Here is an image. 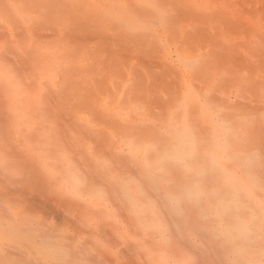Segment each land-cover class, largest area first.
I'll return each instance as SVG.
<instances>
[{"label":"bare ground","instance_id":"6f19581e","mask_svg":"<svg viewBox=\"0 0 264 264\" xmlns=\"http://www.w3.org/2000/svg\"><path fill=\"white\" fill-rule=\"evenodd\" d=\"M61 5L62 4H60V6ZM103 5L105 6L103 7V13L106 14L105 17L112 19L117 25L126 28L131 33L135 31L132 34V39L135 38L139 41L142 39L143 34L145 36L146 33L148 34L150 31L153 32V29L146 25L141 18L136 16L134 11L123 9L124 7L122 4L107 2ZM46 6L48 7L50 5L47 4ZM127 6L130 8L128 4ZM141 6L145 11H151L150 13L154 16L151 14L152 17L150 18L152 19L154 17V21H157L156 19L159 14L157 11H154L156 9L150 7V3H143ZM51 11L53 12L54 10ZM6 12H3L5 16L8 14V12L7 14ZM43 12L38 13H41V15L45 14V12ZM54 12L58 11L56 10ZM62 12L64 14V11ZM62 12L59 15L56 13L57 16L62 18ZM66 12L67 11H65V14ZM46 13L49 14L51 12L49 11L48 13L47 11ZM13 14L14 11H12L11 15ZM8 16L7 20L9 18ZM13 16L16 21H13V18H10L9 21L15 23L17 21H23V19L28 17H15V14ZM43 16L44 15H42V17ZM45 16L47 15L45 14ZM147 16L145 15L146 18ZM50 18H52L51 15ZM50 18L48 16L47 21H49ZM45 19L46 17L44 20ZM39 20L41 19L37 21ZM51 20L53 23L55 18ZM31 21L35 23L34 19ZM62 21L60 20L61 23ZM39 22L43 23L41 21ZM78 22L77 27H79ZM82 22L83 21H80V23ZM46 24H44V26ZM73 25L74 27L76 26L74 23ZM82 26L84 27V24ZM82 26L81 30H84ZM41 27L43 28V25ZM41 27L40 29H42ZM46 27L47 26L44 28ZM49 27L52 28V25H49ZM77 27L74 29L70 28L73 32L77 30L81 33V30H79L80 28ZM54 29L57 34L56 28ZM54 29L52 30L54 31ZM71 29L68 28L66 31L69 32ZM163 29H165V27ZM120 30L123 29L120 28ZM73 32H69V34L65 32L67 35H62L70 37V33ZM88 33L90 34L89 30ZM23 35L24 40L28 39L25 34ZM149 35L152 34L150 33ZM126 37H128V35L125 36V38ZM69 42L71 41L69 40ZM154 48L153 46L152 49ZM71 53L73 55L75 54L72 51ZM232 53L231 56L233 55ZM69 54L70 53H68V56ZM13 55L16 56V54ZM38 55L41 56L40 54ZM73 55L70 56L74 57ZM76 55L77 54H75V56ZM37 58L38 57H36V59ZM16 60H19V58H16ZM105 60L106 59H104V61ZM114 60L113 58V61ZM36 61L39 62L38 60ZM218 61L219 60H217V62ZM183 62L185 61L183 60ZM196 62L197 60L195 63ZM198 64L200 65V63ZM173 66H175L174 69H179V66L175 64H173ZM195 66L193 65V67ZM203 66L204 64L201 67ZM69 67L70 69L73 68H71L70 65L66 70H70ZM199 67L200 66H198V68ZM196 69L197 68L192 69V74ZM200 69L202 70L203 68ZM209 71H212V69H209ZM232 71H230V73H233L234 76L236 71ZM117 72L119 73V71ZM135 72L138 73L136 70ZM214 72L211 73L212 76ZM227 72L225 73L229 74V71ZM4 76L5 74L1 75V81H3V85L7 88L3 93L1 92V94H3L2 100L7 103L6 111L7 106H9L10 114H4L3 106L0 105V111L3 113V115H0V264H264V178L262 176L264 171L261 173L260 169L262 168V163L264 164V160H261L263 156L261 157L260 155H264V151L261 150L258 154L255 148H250V146H248L246 150H243V147L238 145L240 142H237V135H239L241 131V126H235V122L234 124L226 122L224 124H226L227 128L224 135L222 134L221 137H215L210 133L208 136L206 132L209 131L205 130V135L208 136L205 137L199 132L202 126L197 129L192 122L187 123L184 121L188 118L187 115H182L181 118L183 122L181 121L179 125L180 129L177 130V132L174 130L170 131V134L165 135L167 139H163L165 133L160 135L162 138L157 136L160 133L156 134L158 138L155 137L152 131L155 128L153 126V129L151 127L152 125L147 127L148 129L152 128V130L149 129L150 133L145 131L147 128H143L145 132L141 130V133L143 132L141 135L144 136L145 133L151 134L152 131V135L154 134L153 138L156 140H152L153 143H147V140H149L147 138H150L151 135L149 137V135L145 134L147 138H140V130L137 132L138 134L134 133L135 125L133 123V131H130L133 135L132 133H130V135L127 132L132 130V125L129 123L131 129L128 128L127 130L126 126L128 124L124 125L121 123L120 126L122 127L124 125L128 135L126 134L125 137L123 133L125 132L124 128L115 127L117 130L119 129V133H122L121 136L123 137L124 135L125 137L124 140H121L119 149H116L115 142L113 147L110 145L113 141L108 143L110 139H106V143H102V141L104 142L105 138L108 137L107 132L105 133L103 128L99 130L101 134L98 133L102 135L103 131L105 136L107 135L106 137L103 135L104 140L102 138L101 140L100 137H98L99 135L96 136L94 134L96 132L95 129V131L92 129L94 132L91 137L92 131L89 129L91 133L89 132L90 135L87 134L89 135L88 138L91 137L92 140H95L94 143H98L99 140L96 141L95 139L98 137L102 143L100 144L99 141V146L97 147L93 142L92 145V143L83 140L84 133L78 138L77 133L79 134L81 132V130L79 131V126H81L82 130L85 132V128L82 127L81 123L78 126V132H75L77 136H75V134L70 136L68 132L70 128L69 125H67V134L62 138V136H57L55 131L49 129L50 124H46V121H35L34 119L28 121V117L24 113L25 106L23 102L26 98L24 92L16 86L13 87L9 78ZM228 76L229 75H224L223 77H225V79L227 77L226 80H229L232 76L231 74L229 78ZM178 77H180V73ZM218 77L221 79L220 77L222 76ZM68 78L69 77H63L62 79H73ZM140 78L138 80H140ZM21 79H23V77H21ZM219 79H216L217 81L215 80L214 82V87L217 86L215 89H218V85H216L218 83H222L220 84L221 86L224 84V86L227 87L230 82L231 85L233 77L229 80L228 85H225V79V81L222 79L224 82H219ZM45 80L48 85L52 86L50 77H45ZM76 80L77 79H75V81ZM173 80L171 79L172 83L176 81L173 82ZM249 80L253 81L252 78ZM257 80L259 83L263 82V79L262 81L256 79V82H258ZM64 81L62 85L69 83V86H73L70 80L68 83ZM251 81L248 82L253 85L255 80L253 83H251ZM164 82H162V86ZM142 83L145 84L144 82ZM153 83H155V81ZM234 83L236 86V82ZM261 84L263 85V83L259 85ZM220 85L219 88L221 87ZM151 86H149V88ZM171 86L172 85L168 87ZM134 87L137 89L136 97H138V90H140L142 86L139 89L138 84ZM251 87L250 85L249 88ZM259 87L256 86L254 88L259 89ZM262 87H264V85L261 86V88ZM26 88H28V84ZM69 89L70 87L67 90ZM241 89L239 90V94L242 93ZM247 89L245 90L246 93ZM251 89L248 91L250 92ZM255 89L251 90V96L253 94L256 96V93L260 94V91H255ZM65 90L66 89H61L64 96L67 93V90ZM140 91H142V89ZM253 91H255V93H253ZM54 93H56L59 98L63 95H60L59 89L55 90ZM73 93H67L66 96L68 97ZM56 94L53 98L57 97ZM244 94H241L242 96L240 95L242 100L250 97H247L248 95L243 97ZM171 95H173V93H171ZM262 95L263 91L261 97H263ZM64 96L62 97L64 98ZM255 96L254 98L252 96V98L256 99L257 96L260 97V95ZM155 97L157 96L155 95ZM179 98L180 96L177 97V99ZM258 98L257 100L259 101L260 99ZM57 99L54 100L57 102L59 100ZM137 99L136 101L133 99L135 104L138 101H142H137ZM213 99L212 97L211 102L214 104L216 101H213ZM126 100H122V104L120 103L123 105L124 109L125 105L123 102L127 104ZM208 100L210 101V99ZM225 100L227 101V99ZM226 101L221 103L225 106L227 104ZM258 101H256V103ZM130 102H132V100ZM130 102L128 103L129 105H131ZM145 102L146 101H142V103ZM259 102L262 104L261 100ZM221 103L219 104L223 105ZM236 103L234 105L232 104L233 106L231 105L232 108L236 106ZM70 105L73 107L72 104ZM195 106L189 107L188 105L189 108ZM237 106L242 107L243 104H237ZM263 106L261 108L264 109ZM92 107L90 106L91 109ZM129 107L130 106L127 108L129 109ZM64 108H68V106H64ZM228 108H230V105ZM249 109H245L246 111H250L249 114L252 113L251 111L254 113L258 112L251 108ZM191 110L192 109H190V111ZM197 111L196 109L195 112ZM233 111H236L235 107ZM246 111H243L245 112L243 114H248ZM260 111H262V109ZM92 112L91 116L96 117L97 113L94 111L95 115H92ZM96 112L99 113L98 109ZM103 112L104 110L102 114ZM262 112H264V110ZM104 113L109 117L107 112ZM194 113L193 116H195ZM234 113L237 115L236 112ZM176 114L178 115V113ZM227 114H223L225 118L229 117V115L231 117L232 113H229L226 117ZM73 115H71V119H73L71 120L72 122L76 120ZM106 115H102L103 119ZM196 115V119L190 115L189 119L197 120L199 113H196ZM102 116L99 117V120L102 119ZM107 116L103 120H106V122H104L106 125L108 123L106 119L108 118ZM221 117L224 119V116L221 115ZM255 118L254 121L256 120ZM257 118L260 120L259 123L262 124V117L259 118L258 116ZM109 119L108 121L112 118ZM131 119L133 118L131 117ZM114 120L115 118L112 119L113 122ZM71 121L69 123H71ZM101 121L98 122L101 123ZM112 121L109 122L112 129L114 128L112 126H119L118 121L115 120V123L118 122L117 125L115 123H112V125ZM199 121L200 120H198V122ZM260 124L259 126H261ZM75 125H78V123ZM142 126L145 127L147 125H140V129ZM245 128L249 130V127L247 128L245 126ZM116 129L113 130L116 131ZM136 129L139 128L136 127ZM207 129L210 130V128ZM255 129L254 130L257 131L258 128L256 127ZM86 130L88 132V129ZM251 130L253 131V128ZM262 130H264V128ZM156 132L158 131H155V133ZM262 132L264 133V131ZM249 133H251L250 130ZM115 135L116 141L119 142V138L117 140V134ZM260 135L257 136L258 138H256L255 135V138L259 140ZM251 137L249 136L247 138L253 140V132ZM262 141L259 143H262ZM255 143H257V141ZM105 144H107L108 147H106ZM143 144L145 146V152L140 154L138 147ZM100 145H104L106 148L103 146L100 147ZM126 145L130 147L126 148ZM108 150H111V152Z\"/></svg>","mask_w":264,"mask_h":264},{"label":"rangeland","instance_id":"374dc122","mask_svg":"<svg viewBox=\"0 0 264 264\" xmlns=\"http://www.w3.org/2000/svg\"><path fill=\"white\" fill-rule=\"evenodd\" d=\"M107 2L109 3L117 2L122 4V6L124 7L123 9L134 11L136 16L141 18L146 25L150 26L153 29V32L150 31L148 32V34L146 33L145 36L143 34L142 39H140L139 41L135 38L132 39L131 38L133 37L132 34L135 31L131 33L126 28L117 25V23L114 22L112 19L105 17L106 14L103 13V7L105 6L103 4H106ZM126 3L132 9H130ZM143 3H150V7L156 9L154 11H157V13L159 14L158 18L156 19L157 21H154V17L152 19L150 18L152 17L151 16L152 13H150L151 11L149 10L145 11L144 9H142L143 7L141 6V4ZM47 4H49L50 6L47 7L46 6ZM60 4H62L63 6L62 5L60 6ZM46 10L48 11V13L49 11L51 13L47 14ZM51 10L54 11L57 10L58 12H54V11L52 12ZM59 10L64 11V14L62 11ZM6 11L8 12V14ZM12 11H14L15 17L16 16H25V17L28 16V17L23 19V21H17L16 24L15 22H13L16 20H14L15 19L13 16L14 14L11 15ZM43 11L47 16H45V14H42L44 15L42 17L41 13H38ZM65 11H67L66 14ZM3 12H6L7 15L5 16V13L3 14ZM61 12L63 14L61 15L62 18L57 16V14L59 15L61 14ZM8 15H11L12 17ZM50 15L52 18H50ZM145 15L149 16V17L147 16L148 19L145 17ZM7 16L9 17L8 20H7ZM48 16L50 18L49 21H47ZM45 17L46 19L44 20ZM10 18H13V21L10 22L9 21ZM53 18H55V20H53L52 23L51 19ZM33 19L35 20V23L31 21ZM38 19H41L39 21L43 23L37 21ZM60 20L61 21L63 20L62 23L60 22ZM80 21L84 22V23L82 22L84 24V27L82 26L83 24L80 23ZM77 22L79 23V27H77L78 26ZM166 22L168 23L167 27H166L167 24ZM73 23L77 25L74 27ZM44 24H46L45 25L47 26L46 28H44L45 27ZM42 25L43 28L41 27ZM49 25H52V28H50L51 26L49 27ZM80 25L84 28V30H81ZM85 26L88 27L86 28ZM163 26L167 30L163 29L164 28ZM40 27L44 30L40 29ZM70 27L73 29L76 27L80 28L79 30H81V33L76 29H75L76 33L73 32ZM54 28H56L57 34L55 33ZM68 28L71 29V31L69 30V32H73L76 35L70 33V37L66 36L67 35L66 33L69 34V32L66 31L68 30ZM120 28L123 30H120ZM52 29H54V31ZM88 30L90 34L88 33ZM150 33L152 35H149ZM23 34H25L26 38L28 39L25 38L26 40H24ZM62 34H66V35L63 36ZM126 34L128 35V37L125 38V36H127ZM69 40L71 42H69ZM76 46L78 47V49ZM153 46L155 47L154 49H152ZM66 50L69 52H67ZM5 51L8 52L6 53ZM71 51L77 55L76 56L75 54L73 55ZM68 53H70L69 56ZM231 53L233 54L232 56ZM13 54H16V56ZM38 54H40L41 56H39ZM70 55L71 56L73 55L74 57H71ZM0 56H2V60H4L2 61V64L0 63V65L2 66V67L0 66L1 70H9V71L15 70V72L20 77L21 82H23L24 85L23 88L26 89L28 93H30L31 90L32 94H34L35 101L37 104H39L37 110L38 114L40 109V103H45V102L53 103L52 109L51 110L48 109V114L51 115L52 113L54 120V122L49 123L50 124L49 129L55 131V134L57 133L56 135L62 136V138L64 137V135L67 134V127H66L67 125H69L70 128L68 131L70 136H73L75 132L76 133L78 132L77 129L79 124L81 123L82 127L85 128V132L84 130H82L81 126H79L80 127L79 131L81 130V132L79 134L77 133L78 138L81 137V135L84 133L83 135L85 137L83 136L84 138L83 140L84 141L86 140L90 143L92 142L94 143L95 140H92L91 138L93 132L96 130L97 133L95 132L94 134L98 136L100 133L99 130L103 128V131L105 130V133L107 132L108 137L105 138L104 140L103 137L105 136V134L102 131V135L98 136L100 137V139L102 138L104 140V142L102 141V143H106V141L110 139L108 143H110V141H113V143L112 142L110 143V145L113 147L115 142L116 149H119L121 140L122 139L124 140L127 133L128 134L132 133L130 131H133V124H134L135 125L134 133H137L140 130L139 135L141 136L140 138L143 139L147 138L146 135H149V137L151 135L150 137L151 139L147 138L149 140L147 139L146 140L147 143H153L152 140H154L153 138L154 134L155 137L159 136V138H162L160 137V135L161 134L163 135V133H165L163 135L164 136L163 139H167L165 135L170 134V131L174 130L175 132H177V130L180 129L179 125L181 124L182 121L181 116L187 115L188 118L185 119L184 121H186L187 123L192 122L197 129H199L200 126H202L201 129H199V132H201L202 136L205 137H208L210 133L215 137L216 136L221 137L222 134L224 135V132L227 128L226 124L224 123L229 122L234 124L235 122L234 124L235 126H241V131L239 135H237L238 136L237 142L238 143L240 142L238 145L242 146L243 150H246L248 146H250V148H255L258 154L261 150L264 151V149H261L264 148V142H263L264 133L262 132L264 131L262 130L264 128V112H262L264 109L261 108L264 104V90H263L264 87L261 88V86L264 85V0H0ZM36 57L38 58L36 59ZM220 57L222 58V60ZM16 58H19V60H16ZM113 58L115 59L114 61ZM104 59L106 60L104 61ZM182 59L187 63L183 62ZM216 59L219 60L220 62L219 61L217 62ZM36 60H38L39 62H37ZM196 60L197 62L195 63ZM69 63L71 65V68L72 67L73 68L70 69L69 67L70 70L67 69L68 70L67 71L66 68L70 66ZM198 63H200V65ZM173 64L179 66V69L177 70L174 69L175 66H173ZM203 64L204 66L201 67ZM193 65L194 66L196 65L197 67L196 66L193 67ZM198 66L200 67L198 68ZM229 66L232 68V70L234 68V70L232 71ZM193 68H197L196 70H194L196 74L194 72L192 74ZM200 68L203 69L201 70ZM209 69H212V71H209ZM65 70L68 73H66ZM135 70L138 73H141L142 75L136 73ZM215 70L218 72H216ZM71 71L73 74L71 73ZM117 71H119V73ZM178 71L180 73V77H178L179 75ZM227 71H229V74L225 73ZM230 71L232 72L236 71L234 73V76L233 73H230ZM213 72L214 75L212 76L211 73ZM223 74L229 76L231 74V76L233 77L232 82L233 81L236 82V86L234 82L233 83L231 82L230 85L229 80L232 77L229 78L228 76L229 80H226L227 77L225 79V77H223L224 76ZM218 76H222L223 78L220 77L221 79H219ZM21 77H23V79H21ZM45 77H50L51 79L50 83L52 84V86L46 83ZM61 77L73 78L74 81L73 79L71 80L68 78L73 86L72 87L69 86L70 85L68 83L69 80L62 79ZM139 78L140 80H138ZM251 78L253 81L255 80L256 84L253 83V81L249 80ZM75 79L78 80V83L77 80L75 81ZM171 79L172 80L174 79L173 82L175 80L176 81L172 83ZM216 79L217 80L219 79V82L225 79L227 81V84L225 80H224L225 82L224 81L223 82L225 83V85H228L229 82V86L226 87L224 86V84L221 86L220 84L222 83L217 82L218 84L216 83L215 84L218 85V89H215L217 88V86L214 87V82ZM256 79H259L261 81L263 79V82H260L263 83V85L262 84L259 85L260 83L258 80H257L258 82H256ZM18 80H15V82H18ZM64 80L67 81L68 83L66 84L67 86L62 85L64 84L63 83ZM100 80L101 81L104 80V81L101 82ZM72 81L74 82V84ZM154 81L155 83L156 82L157 83L156 84L153 83ZM248 81H251L253 85L249 84ZM142 82H144L145 84H143ZM162 82H164L163 86L161 85ZM194 83L197 89L194 86ZM27 84H28V88H26ZM137 84L139 86L138 89L142 86L140 88V90L142 89V91L138 90L139 91L138 97H136L137 89L134 87L137 86ZM243 84L245 85L246 88L244 87ZM254 84L257 87L260 86L259 89L258 88L255 89L254 87L256 86ZM151 85H153L154 87ZM170 85L172 86L168 87ZM219 85L221 86L220 88H222L223 86L224 87L220 89ZM250 85L253 87V88L251 87L253 90L255 89V91L256 90L260 91V94L256 93V96L260 95L261 97L263 91V95H262L263 97L260 98L259 96H257V98L259 97L258 99L261 100L262 104L259 102L260 100L259 101L257 100V98L253 99L255 94L252 95L253 96L252 98L251 96L252 89L249 88ZM143 86L146 88H144ZM149 86L151 87L149 88ZM69 87L70 89L67 90ZM133 87L136 90L134 89L132 90ZM247 88L251 89L250 92L248 91L249 89ZM58 89H59V93H61L60 95L64 93L63 90L62 93L61 89H66L67 93L69 94L73 93L74 91L75 94L73 93L74 95L72 94L67 97L66 96L67 93H66L65 96L64 94L62 95L64 96V98L62 96H60L59 98V96H57L58 91L57 94L54 93V91ZM240 89L242 90L241 94L245 93L243 97L244 96L246 97V95H248L247 97L250 96L251 98L250 97L246 99L243 98L244 100H242L241 97L242 95L239 94ZM246 89H247V93L245 91ZM150 90L152 91V94ZM52 91L54 94L52 93ZM170 91L171 93H173V95H171ZM255 91H253V93H255ZM1 92L3 93L2 85L0 84V100H1L0 105L6 107L7 103L2 100L3 94H1ZM55 94L57 97L53 98ZM155 95L157 97H155ZM179 96L180 98L177 99V97ZM61 97L66 101H64ZM122 97L125 99H123ZM141 97L143 99L145 97V99L143 100ZM212 97L214 98L213 101L215 100L216 103L218 104L226 101L225 99H227L226 101L227 104L224 106L223 103H221L223 105L220 104L218 105L214 103L216 105L215 106L213 102H211ZM54 99H57L58 101L56 102V100ZM133 99L135 101L137 99V101L142 100L146 102L142 103V101H138L135 104L134 103L135 101ZM208 99H210V101ZM122 100L127 101V104L123 102L125 105V109L123 105H121ZM131 100L132 102H130ZM151 100H153L155 103ZM256 101H258L259 104L258 102L256 103ZM129 102L131 105L128 104ZM157 102L159 103V105ZM235 103L236 106L237 104H243V106L242 107L237 106V108L236 106H234L236 111H233L234 107L232 108V106ZM70 104H72L73 107ZM89 105L91 107L93 106L95 109L92 107L93 109L92 110ZM188 105L189 107L195 105L197 106L193 108H189ZM227 105L228 107L230 105V108H228ZM64 106L65 107L68 106V108H64ZM128 106H130L129 109L127 108ZM247 106L252 110L258 112L262 109V111H260L262 113L260 112L254 113L253 111H251L252 113L249 114L250 109ZM96 107L99 113L96 112L97 111ZM190 109H192L191 111L193 113L196 111V109L198 110L197 112L194 113L196 117H197L196 113L197 114L199 113L197 120H194L196 118L195 116H193V113L190 111ZM245 109L246 110L249 109V110L246 111ZM103 110L104 112H107L109 117L104 112L102 114ZM240 110L248 112L250 116L248 114H243L245 112ZM94 111L95 113H97L96 117L91 116V112L92 115H95ZM151 111L153 114L151 113ZM187 112L190 116L194 117V119H189V115L187 114ZM234 112H236L237 115ZM3 113L6 114V111H3ZM3 113L2 111H0V115H3ZM176 113H178V115ZM220 113L222 116H224V119L226 120H224L223 117H221ZM227 113L228 114L232 113L233 115L231 114V117L229 115L230 117L229 118L227 117L228 116ZM101 114L102 115L105 114L108 117L106 118L108 122L107 125L104 123L106 122V120L103 121L106 116H104L103 119V116ZM223 114H227L226 115L227 118H225V115ZM71 115H73V117H75L74 119H76L74 120V122L71 121L73 120L71 119ZM100 116H102L101 117L102 119L99 120ZM256 116L257 117L259 116V118L262 117L261 118L262 124L259 123L260 120ZM131 117L133 119H131ZM109 118L110 119L115 118V120L119 122L118 124L119 126L121 123L124 125L128 124L126 126L127 130L128 128H130L129 127V123H130V125H132V130H129V132L126 133V128L124 127V125L122 127L112 126L114 127L113 128L114 130L117 127L122 129L124 128L125 132L123 133L125 137L124 135L122 137L121 136L122 133L118 132L119 129L118 130L116 129V131H114L111 128L109 122L112 121V119L110 120ZM254 118L256 119L255 120L256 123L254 121ZM108 119L110 121H108ZM69 120L71 121L72 124L69 123L70 122ZM97 120L98 121L102 120V121L101 123H99ZM115 120L114 122L112 121L111 124L115 123ZM198 120H200L199 121L200 123L198 122ZM74 123L75 124L78 123V125H75ZM117 123L115 124L117 125ZM195 123L196 124L198 123L200 125L197 124L198 125L197 127ZM259 124L261 126H259ZM137 125L139 126L147 125V126L145 127L142 126L140 129V127ZM150 125H152L151 126L152 128L154 126L155 129L154 128L153 129L158 132L155 133V131L152 130V128H149L153 131L154 134L152 135V131L151 134H148L150 132L147 127H150ZM254 125L258 128L257 131H255L256 127ZM245 126L247 128L249 127L251 133H249V130L246 129ZM136 127H138L139 129H136ZM143 128L145 129L147 128V130L145 131H148V133H145L146 135L144 134V136L146 137L141 135L143 134V132L141 133V130L144 131ZM207 128H210L211 131L208 130ZM252 128L253 131L251 130ZM86 129H88V132ZM89 129L92 131L91 137H89L90 139L88 138V136L91 133ZM92 129L95 130L93 131ZM205 130L209 132H206ZM204 131L208 136L205 135ZM252 132L254 138L253 140L252 139L251 140L254 143V145L256 144L259 147L261 146L260 148L256 145L255 147L252 142L250 143L251 141L249 140L250 138H247L249 136L251 137ZM115 134H117V140L119 138L118 140L119 142L116 141ZM156 134L159 135L156 136ZM77 135L75 134V136ZM255 135L256 138H258L257 136L260 135L259 140L255 138ZM98 137L95 138L96 141L97 140L100 141ZM256 141L257 143H255ZM261 141L262 143H259ZM98 143L95 142L94 144H96V146L98 147L99 146ZM102 143L100 141V144ZM105 145L106 147H108L107 144ZM102 146L105 147L104 145ZM102 146L100 145V147ZM125 147L129 148L130 146L126 145ZM138 149L140 154L145 152L144 144L138 147ZM108 151L111 152V150ZM260 156L264 157V155H260ZM263 157L261 158L262 161L264 160ZM261 167L262 168L260 169L262 173L264 171L263 163ZM263 174L262 176L264 178Z\"/></svg>","mask_w":264,"mask_h":264},{"label":"crops","instance_id":"0c3cea01","mask_svg":"<svg viewBox=\"0 0 264 264\" xmlns=\"http://www.w3.org/2000/svg\"><path fill=\"white\" fill-rule=\"evenodd\" d=\"M2 56H0V63L2 64ZM1 66V65H0ZM2 67V66H1ZM0 67V84L2 85V91H5V89L7 88L5 85H3V81H1V75L5 74L6 77L9 78V81L12 83V86H16L18 87L21 91L24 92L25 94V99L23 102V105L25 106V115L28 117V121L31 120H35V121H46L45 123L48 124L50 122H54L53 120V116L52 113L51 115L48 114V109L51 110L53 107V103L52 102H45V103H40V109H39V114L37 113L38 110V106L39 104L36 103L35 101V97L34 94H32L31 90L30 93H28L26 91V89H24V85L23 83L20 81V79L18 80V74L14 71H9V70H1ZM4 76V77H5ZM20 78V77H19ZM15 80H18V82H15ZM21 87V88H20ZM48 93V92H47ZM50 106V107H49ZM3 111H6V107H3ZM31 111V112H30ZM10 112L9 110V106H7V111L6 114L8 115V113ZM10 114V113H9Z\"/></svg>","mask_w":264,"mask_h":264}]
</instances>
